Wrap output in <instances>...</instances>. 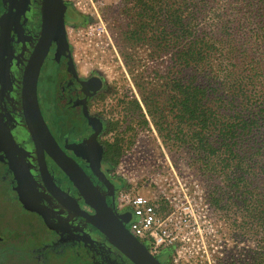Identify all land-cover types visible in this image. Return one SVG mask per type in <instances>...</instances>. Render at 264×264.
<instances>
[{
    "label": "trees",
    "instance_id": "1",
    "mask_svg": "<svg viewBox=\"0 0 264 264\" xmlns=\"http://www.w3.org/2000/svg\"><path fill=\"white\" fill-rule=\"evenodd\" d=\"M120 3L127 21L120 32L119 49L125 65L130 71L138 63L133 53L137 49L145 53L147 63L156 66L154 79L138 76L135 84L163 142L184 148L188 164L206 172L210 183L217 181L208 194L210 205L216 210H238L243 229L264 243V0ZM69 11L81 21L75 24L65 19L64 23L76 26L83 22V16L68 6L65 17ZM55 43V55L45 61L39 76L38 103L55 137L68 148L74 145V131L93 130L96 137L101 130L86 109V101L99 87L89 79H78L70 46L59 39ZM66 84L82 98L74 110L59 102ZM133 102L139 110V103ZM72 114L83 116L87 126L79 127L81 123ZM70 148L79 158L85 157L79 146ZM120 150L110 154L118 159ZM107 154L99 156L111 157ZM6 188L0 170V248L18 242V234L26 231L32 232L26 244L53 242L57 229L50 217L31 210L25 196L18 192V197H12ZM108 244L110 252L116 250ZM81 246L69 252L70 263L97 264L95 248L90 245L88 251ZM109 258L116 261L113 252ZM252 261L264 264V250L254 253Z\"/></svg>",
    "mask_w": 264,
    "mask_h": 264
},
{
    "label": "rangeland",
    "instance_id": "2",
    "mask_svg": "<svg viewBox=\"0 0 264 264\" xmlns=\"http://www.w3.org/2000/svg\"><path fill=\"white\" fill-rule=\"evenodd\" d=\"M63 2L83 16L81 24H64L65 41L78 74L95 75L105 82L93 109L113 129L106 138L117 139L121 147L113 169L121 181L115 205L120 194H130L145 196L155 206L169 238L159 247H148L154 255L168 254L167 264H256L252 255L261 253L264 243L243 229L238 210H216L210 205L208 194L217 181L210 183L206 172L191 167L184 148L163 142L142 105L135 82L138 76L154 79L156 66L147 63L145 53L137 49L133 53L138 63L130 71L125 65L119 49L120 32L127 21L120 0ZM65 19L75 24L81 21L72 11ZM133 101L139 103V110ZM29 233L18 234V242L0 248V264H72L67 252L58 257L47 250L40 257V246L25 243Z\"/></svg>",
    "mask_w": 264,
    "mask_h": 264
},
{
    "label": "flooded vegetation",
    "instance_id": "3",
    "mask_svg": "<svg viewBox=\"0 0 264 264\" xmlns=\"http://www.w3.org/2000/svg\"><path fill=\"white\" fill-rule=\"evenodd\" d=\"M40 30L41 0H0L1 179L4 180L6 189H8L12 197H18V192L20 195L25 196L28 206L38 209L40 212L37 213L46 214L50 217L52 226L57 229V236L53 242L48 243L46 246L44 244L40 245V257L48 253L47 250H51L50 253H56L57 256L65 254V252L70 255L69 252L71 250L76 247L78 248V245L82 244L81 249L88 250L87 248L90 245L95 248L98 257L97 264H131L123 255L120 256L121 254L117 250L112 251L116 256V261L110 260L109 257L112 252H110V246L106 242L105 237L83 217L54 200L43 183L36 150L26 129L21 108L23 72L27 60L38 41ZM56 48V43H54L45 61L54 57ZM74 69L78 79H89L94 86L99 87L98 93L96 92L97 94L86 101V109L87 116L95 118L100 123L101 130L96 134V137H94L93 130L83 128L74 131L76 139L71 142L74 145H69L67 148L66 145H62L57 140L45 116L42 115V117L61 150L82 169L106 204L119 216L124 214L115 205L119 189H121V181L115 176L116 174L113 172V169L120 156L118 159L113 158L114 156L112 157L110 153L120 147V143L117 139L106 138L105 135L110 134L113 129L103 118L102 114L94 112L93 109L94 102L103 95L105 82L102 78L95 75L82 77L78 74L75 65ZM43 91H45L44 87L41 88V92ZM77 94V91L72 86H69V84L64 85L59 94L60 104L63 105L65 103L74 110L77 101L79 104L82 101V98L77 97ZM72 115L75 120H79L78 122L81 123L79 127L87 126L86 121L83 120V116ZM66 118L69 121L72 120L71 117ZM58 123H61L60 118H58ZM72 146H79L81 154L85 157L79 158L76 156L70 148ZM105 152H108L106 157H111L104 159V156H99V153L102 155ZM45 166L53 183L62 192L81 203V198L73 184L47 156H45ZM32 214L40 217L37 214ZM2 242L3 239L0 238V243ZM85 253L87 252L85 251ZM167 255L161 253L154 255V257L160 264H167L169 261Z\"/></svg>",
    "mask_w": 264,
    "mask_h": 264
},
{
    "label": "water",
    "instance_id": "4",
    "mask_svg": "<svg viewBox=\"0 0 264 264\" xmlns=\"http://www.w3.org/2000/svg\"><path fill=\"white\" fill-rule=\"evenodd\" d=\"M65 12L66 5L63 0H41V30L27 60L21 82L22 114L36 150L43 183L54 200L83 217L131 264H160L146 246L126 229L131 215L124 213L117 216L114 213L82 169L58 146L42 117L37 98L38 78L51 46L57 39L66 43ZM45 156L73 184L81 198V203L62 192L53 183L46 170Z\"/></svg>",
    "mask_w": 264,
    "mask_h": 264
},
{
    "label": "built area",
    "instance_id": "5",
    "mask_svg": "<svg viewBox=\"0 0 264 264\" xmlns=\"http://www.w3.org/2000/svg\"><path fill=\"white\" fill-rule=\"evenodd\" d=\"M117 209L123 213H130L131 218L126 225L127 230L139 241L145 242L147 246L151 244L159 247L169 238L164 220L147 197L120 194ZM147 249L149 250V247Z\"/></svg>",
    "mask_w": 264,
    "mask_h": 264
}]
</instances>
